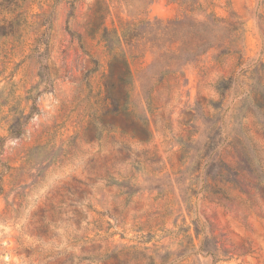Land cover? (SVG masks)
<instances>
[{"label": "rangeland", "instance_id": "rangeland-1", "mask_svg": "<svg viewBox=\"0 0 264 264\" xmlns=\"http://www.w3.org/2000/svg\"><path fill=\"white\" fill-rule=\"evenodd\" d=\"M0 138V264H264V0H0Z\"/></svg>", "mask_w": 264, "mask_h": 264}, {"label": "trees", "instance_id": "trees-1", "mask_svg": "<svg viewBox=\"0 0 264 264\" xmlns=\"http://www.w3.org/2000/svg\"><path fill=\"white\" fill-rule=\"evenodd\" d=\"M27 119H28V115L27 116H24L23 117V120L20 122V120H16V124L15 125H10V127L8 128V134H9V136H13V137H17V136H19L20 134H21V132H22V125L24 124V123H26V121H27ZM2 141H3V138H0V145H1V143H2Z\"/></svg>", "mask_w": 264, "mask_h": 264}]
</instances>
